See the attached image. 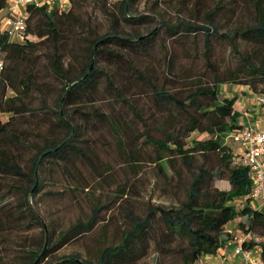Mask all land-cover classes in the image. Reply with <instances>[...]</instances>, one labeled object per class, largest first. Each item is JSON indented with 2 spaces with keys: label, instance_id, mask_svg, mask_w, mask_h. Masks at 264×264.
<instances>
[{
  "label": "trees",
  "instance_id": "1",
  "mask_svg": "<svg viewBox=\"0 0 264 264\" xmlns=\"http://www.w3.org/2000/svg\"><path fill=\"white\" fill-rule=\"evenodd\" d=\"M132 1L120 3L123 22L132 27L145 24L147 15L133 11ZM7 2L0 0V11ZM68 2L67 10L29 9L23 44L9 43L0 32V50L4 53L0 116L7 117L5 121L0 119V264H43L54 252L90 233L97 225L101 207L95 205L85 221L77 219L68 229L57 233L41 214L39 204L42 196L53 194L45 193L44 188L56 184L55 174L72 177L74 161L89 160L87 149L82 146L87 142L84 139L86 127L92 117L104 116L97 110L86 109L94 101L101 81L109 85L116 98L143 123L135 104L123 96L120 86L110 81L114 72L106 70L108 66L120 70L126 80L125 86H121L125 91L149 88L159 111L160 117L156 120L161 136L152 138L143 133L145 143L155 148L154 164L161 173L174 158H179L189 170L188 186L183 189L185 198L169 206L148 204L143 216L137 215L130 206H121L128 228L121 232L118 244L104 245L86 258L69 254L44 264H137L148 253L154 217L163 227L155 240V251L161 255H175V264H196L203 257L215 255L238 231H250L264 239V209L252 208L247 169L232 165L233 147L226 142L230 132L242 128L240 114L234 108L235 98L221 101L218 90L220 84L231 83L264 96V8L261 0L255 2V24L226 32L210 24L209 16L216 15L218 4L208 14V25L185 21L168 25L162 20L170 43H177L182 35L195 36L201 32L204 37L201 54L209 65L212 37L225 40L241 63L234 71L222 76L214 73L206 79L204 74L201 75L203 79L185 74L179 76L173 62L168 63L165 72L172 80L163 86L156 85L135 66V59L147 56L160 36L155 27L144 34L110 27L103 34L90 32V37L75 35L71 39V27H62L64 22L70 25L81 24V21L73 13L77 1ZM239 40L251 45L252 51L242 53L238 49ZM69 44L83 52L78 57L70 49L67 51L69 57L80 60L76 72L64 68L65 47ZM45 45L51 50L43 53L48 65L39 68L36 53ZM51 75L60 81V88L46 82ZM49 86L55 89L50 100ZM193 132L206 138L188 141ZM196 155L203 159L198 166L194 164ZM209 156H214L215 163L207 168L205 163ZM128 158L133 163L131 166L137 165L136 153L129 154ZM240 201L242 204H237ZM233 221H237L235 229H228ZM36 228L40 229V238L27 247L10 238L13 232ZM5 242L14 247H7ZM10 251L11 256L6 257L4 254ZM262 262L264 264V241Z\"/></svg>",
  "mask_w": 264,
  "mask_h": 264
},
{
  "label": "rangeland",
  "instance_id": "2",
  "mask_svg": "<svg viewBox=\"0 0 264 264\" xmlns=\"http://www.w3.org/2000/svg\"><path fill=\"white\" fill-rule=\"evenodd\" d=\"M76 1L78 5L74 6L73 13L79 17L81 24L67 25L64 22L62 26L71 27L72 33L69 34L71 39L75 35L90 37V32L103 34L109 31L110 27L142 34L147 29L155 27L160 36L156 38L147 56L135 59V66L142 69L158 86H163L172 80L165 72L168 63L173 62L174 70L179 76L185 74L191 78H202L201 75L204 74V79L211 78L214 73L222 76L228 71H234L241 64L225 40L212 37L210 39L211 65H209L201 54L204 42L201 32L195 36L182 35L177 43H170L163 29L162 20L168 25H176L181 21L195 25H208V14L218 4L216 15L209 18H211L210 24L222 27L221 32L234 27L252 25L257 21L256 0H133L132 10L141 15H147L145 24L134 27L127 26L121 18L122 0ZM261 4L264 8V0H261ZM84 45L81 43V47ZM252 48L251 45L238 41V49L242 53L252 51ZM68 49L78 57L83 52L80 48L70 47V44L65 47L64 53L67 56L64 59V68L76 72L79 58L77 57L76 61L75 57H69ZM49 51L51 52L50 46L45 45L36 53L39 56V68L48 65L43 53ZM106 70L114 72L110 75V81L120 86L123 96L135 104L137 115L143 123L116 98L109 85L101 81L98 91L94 94V101L86 109L87 111L97 110L104 116L92 117L86 127L84 139H87V142L82 146L86 147L89 160H75L74 169L71 170L72 177L61 173L55 174L56 184L46 185L44 188L45 193L53 194L42 196L39 204L41 214L50 221L57 233L68 229L77 219L85 221L91 215L95 205L101 207L99 221L90 233L64 245L47 261L69 254L86 258L104 245L118 244L121 232L128 228L121 206H130L137 215L143 216L148 204L169 206L178 204L185 198L183 189L188 186L189 170L183 166L179 158H174V162L168 163L165 172L161 173L154 164L155 148L145 143L143 133H148L152 138L161 136L160 130L157 129L158 120H156L160 117L159 111L155 108L149 88H139L141 91L130 88L127 92L121 87L125 86L126 80L119 72L120 70L117 71L110 66L106 67ZM45 80L52 85L51 87H61L60 81L52 75ZM51 87L49 86L47 93L49 100L55 95V89ZM241 87L244 86L231 83L220 84L218 86L219 100L222 101L230 95H237L238 92L241 96V89H243ZM248 103L249 101L243 96L234 99V107L239 112L245 111ZM6 118V116H0L2 121ZM240 120L241 115H239ZM58 135L60 136L59 133ZM204 138H206L205 135L193 132L188 141ZM227 143L231 145L230 142ZM131 153H136L138 156L137 165L131 166L133 163L128 158ZM201 163H203L202 157L196 155L194 164L198 166ZM214 163V156H209L205 164L207 168H210ZM241 202L237 204L241 205ZM241 220L245 222V218ZM233 222L231 229L236 227L237 221ZM162 228L161 223L158 220L155 221L154 217L148 253L137 264H175L177 262L175 255H161L155 251V240ZM40 235V229L36 228L15 234L13 232L10 238L27 247L38 241ZM5 244L7 247H14L12 243L5 242ZM11 254L12 251L4 255L9 257ZM202 261L203 258L196 264H202Z\"/></svg>",
  "mask_w": 264,
  "mask_h": 264
},
{
  "label": "built area",
  "instance_id": "3",
  "mask_svg": "<svg viewBox=\"0 0 264 264\" xmlns=\"http://www.w3.org/2000/svg\"><path fill=\"white\" fill-rule=\"evenodd\" d=\"M54 8L67 10L68 0H8L0 11V32L11 44H23L26 40L29 9ZM4 69V53L0 50V74ZM260 111L261 126L246 125L230 132L226 142L233 147L232 165L247 169L251 183L248 197L252 208L264 209V96H254ZM256 203V204H255ZM264 239L253 233L238 231L215 255L203 257L202 264H263ZM228 247V250H226Z\"/></svg>",
  "mask_w": 264,
  "mask_h": 264
},
{
  "label": "crops",
  "instance_id": "4",
  "mask_svg": "<svg viewBox=\"0 0 264 264\" xmlns=\"http://www.w3.org/2000/svg\"><path fill=\"white\" fill-rule=\"evenodd\" d=\"M241 96L244 97V99H247L249 101V105L245 106V111L239 112L238 113L241 115V120L239 123L243 126L246 125H253V126H261L263 123L260 120V111L256 108L255 106V101H254V94L250 92L247 87H241ZM236 92V91H235ZM240 92H238L237 95H230L225 98H239ZM235 108V107H234ZM230 227V228H229ZM232 223L227 226L228 229H231ZM226 250H228V247H226Z\"/></svg>",
  "mask_w": 264,
  "mask_h": 264
}]
</instances>
